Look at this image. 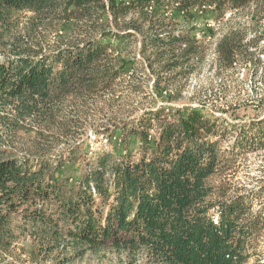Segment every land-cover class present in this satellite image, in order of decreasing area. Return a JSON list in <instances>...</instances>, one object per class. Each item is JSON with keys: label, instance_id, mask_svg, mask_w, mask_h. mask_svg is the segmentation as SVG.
Here are the masks:
<instances>
[{"label": "trees", "instance_id": "obj_1", "mask_svg": "<svg viewBox=\"0 0 264 264\" xmlns=\"http://www.w3.org/2000/svg\"><path fill=\"white\" fill-rule=\"evenodd\" d=\"M170 8L208 25L209 37L229 15L218 66L260 73L264 0H0V264H49L56 254L73 264L89 253L125 264H264V186L240 192L217 180L236 152L263 150L264 134L236 136L230 158L222 142L233 132L221 120L162 102L95 130L107 144L71 174L88 146H76L87 104L114 101L127 78L133 93L151 79L175 94L200 65L194 28L166 18ZM247 11L249 25H237ZM58 23L77 42L45 46ZM133 38L140 59L127 63L117 43ZM252 126L260 134L264 121ZM62 143L68 149L52 155Z\"/></svg>", "mask_w": 264, "mask_h": 264}, {"label": "rangeland", "instance_id": "obj_2", "mask_svg": "<svg viewBox=\"0 0 264 264\" xmlns=\"http://www.w3.org/2000/svg\"><path fill=\"white\" fill-rule=\"evenodd\" d=\"M248 11L236 16L237 25L248 26L246 16ZM166 18H173V23L177 27L186 28L192 31V35L199 40L198 44L202 46L203 51L199 54V64L195 72L190 75L188 81L184 78L177 79V83L173 85L172 90H178L175 94L162 92L161 89H153V80H149L148 85L139 93H133L130 89V80L127 78L122 81V86L118 89L115 95V100L106 95L102 98L95 99L86 105L82 115V138L76 142V146L83 145L87 148L80 154V161L72 170L71 174L79 178V168L85 164L87 158H91L92 154L103 145H106L107 137L105 135L98 136L95 130H103L111 126L121 123L123 120L134 117L135 114H140L142 109L147 106L161 105L162 102L180 107H200L206 110V113L211 116H216L221 120L226 128H230L233 136L222 142V149L228 152V157L231 158V148L234 144L236 136L245 139H255L264 134V130L259 134L252 129V124L264 121V53L258 56L261 59L260 73L254 75V70L251 67L246 68L245 65H238L232 70H221L218 66L217 48L220 39L228 32L230 26L226 24L228 17L222 23H211L214 30V35L209 37L207 30L208 25L200 21L190 22L180 13L170 8L164 14ZM246 17V18H245ZM245 18V21H244ZM235 22V23H236ZM114 29V28H113ZM264 34V28L260 30ZM191 33V32H190ZM207 34V35H206ZM78 33L75 34L74 29L70 25L62 23L53 24L46 32L44 40L45 46L54 48L60 43L62 46H67L71 42H77L75 39ZM207 36V37H206ZM255 36V32L251 29L247 30L246 40L250 42ZM74 40H71V38ZM59 38L62 42H58ZM205 38V39H204ZM140 42L133 38L131 41H118L117 50L121 53L122 58L128 63L129 60L140 59L139 48ZM261 46H264V40L260 41ZM48 47V49H49ZM147 79V78H146ZM170 95L174 96V101H168ZM233 126V127H230ZM66 141L63 137L62 141ZM115 144H119L115 141ZM70 144H61L54 147L52 155H59L65 149H68ZM231 155V156H230ZM231 169L218 177V181L228 180L232 190L258 189L264 186V149L250 152L247 154L235 153L233 157ZM229 186V187H230ZM232 194V193H230ZM261 202L264 205V194ZM23 219L17 217L12 220V226L16 231L20 232ZM17 232V234H19ZM19 235H17L18 237ZM22 241L24 237L20 238ZM21 245H18V247ZM259 251L264 254V237L260 241ZM60 257L53 255L49 264H59ZM73 264H125L121 263L119 257L115 253H107L106 257H98V255L89 253L84 259L78 260ZM250 264H254L252 261Z\"/></svg>", "mask_w": 264, "mask_h": 264}]
</instances>
